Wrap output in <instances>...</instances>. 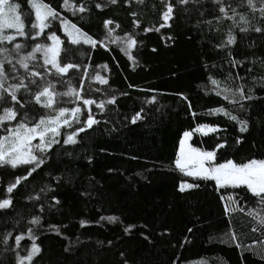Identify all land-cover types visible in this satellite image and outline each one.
Wrapping results in <instances>:
<instances>
[{
    "label": "trees",
    "instance_id": "1",
    "mask_svg": "<svg viewBox=\"0 0 264 264\" xmlns=\"http://www.w3.org/2000/svg\"><path fill=\"white\" fill-rule=\"evenodd\" d=\"M16 1L26 12L30 11L26 0ZM44 2L107 46L68 45V54L62 51L61 57L64 62L79 64L81 70H70L63 79L79 88L83 69L87 67L82 95L97 103L115 96L116 103L106 105L103 112L92 105V115L100 123L81 133L76 145H55L46 165L22 181L11 194L6 193V187L14 182L15 176L24 174V168H0V199L9 196L12 199L10 208L0 210V264H15L11 248H15L16 235L24 234L16 251L26 255L25 249L32 243L27 235L30 227L41 247L35 264H121L123 258L128 264H200L201 261L262 264L259 256L236 248L230 240L221 242L228 240L224 233L229 230L231 220L239 243L251 246L256 252L264 250V244L260 243L264 235L251 231L254 223L251 217L240 211L230 216L224 213L229 196L240 201L245 211L249 208L261 211L256 198L243 188L217 190L214 181L194 180L174 165L183 132L198 124L218 125L215 133L192 136V145L203 150H213L217 143L226 142L223 149L217 150V162L264 159V35L251 30L253 26L264 27L258 11L260 0H255V12L246 6L237 7L239 0H225L251 21L245 33L233 27L232 21L218 22L216 17L220 14L212 0L177 5L175 18L169 22L171 27L147 33L144 28L163 23L161 0H144L142 4L132 0L130 5L124 0H118L115 5L109 0H69L89 9L75 15L60 7L63 0ZM96 3L104 5L103 9H96ZM132 12L138 15L133 17ZM106 19L115 22L110 28L120 26L112 36L130 33L136 37L137 44L131 50L134 60L120 51L125 45L110 42L103 27ZM134 19L139 20V27L133 24ZM58 28L59 20L53 21L51 30ZM230 28L236 37L235 44L216 47L226 43ZM57 35L66 41L63 31H57ZM162 35L172 36L174 43L169 41L165 47ZM18 42L24 41L18 38ZM37 42L50 41L41 37ZM28 44L25 51L30 50L32 42ZM152 48L157 51L153 52ZM233 59L237 62L235 67L231 64ZM97 74L108 83L97 82L94 79ZM209 77L220 82L219 88L210 83ZM241 85L246 94L252 89L255 97L245 102L247 114L224 100L223 92L216 95V91L225 87L235 89ZM66 88L67 84L57 90ZM153 96L155 103H147ZM80 103L66 102L61 106L75 107ZM218 107L248 118L249 131L240 133L238 126L222 114H208L209 109ZM141 109L143 119L136 124L125 119ZM61 131L67 133L72 129ZM53 177L62 179L57 184ZM181 182L197 183L199 187L181 193L178 191ZM41 188L46 191L41 192ZM35 196L40 199H30ZM53 196L60 200L59 205L54 204ZM33 216L41 217L39 226L29 224ZM102 216H116L120 222L109 223L101 220ZM82 220L86 222L83 227ZM129 224L135 227L126 235L124 227ZM49 225L58 226L61 235H56ZM189 228L192 232L187 231ZM9 232L12 235L6 246L3 239Z\"/></svg>",
    "mask_w": 264,
    "mask_h": 264
},
{
    "label": "snow or ice",
    "instance_id": "2",
    "mask_svg": "<svg viewBox=\"0 0 264 264\" xmlns=\"http://www.w3.org/2000/svg\"><path fill=\"white\" fill-rule=\"evenodd\" d=\"M125 4L130 5L132 0H124ZM144 0H136V3L142 4ZM199 0H161L163 10L161 12V23L158 27L144 28V32L149 31L159 32L161 28L171 27L169 23L175 18V9L177 5L187 6L190 3H198ZM213 4L218 7L219 16L216 17L219 22L221 19L232 21L233 27H239L241 33L249 31L251 21L246 15L237 11V7L246 6L253 12L257 11L255 0H239L237 7H233L231 3H225V0H212ZM109 3L115 5L118 0H109ZM30 11H25L20 2L16 0H0V168L10 167L16 170L20 167L24 168L23 175L15 176L14 182L6 187V193L11 194L22 181H27L38 169L46 165L50 158L51 152L55 145H76L79 143L77 139L81 133H86L92 129L94 125H98L100 121L92 115V105L103 112L106 105L115 104L116 97L112 96L106 101L97 103L95 100L85 98L82 93L83 76L87 75V67L83 69L79 88L73 87L71 81L63 79L70 70L80 71L81 66L71 61L64 62L61 57L62 51L65 55L68 54V45L76 46L81 44L90 45L96 48L97 45L101 48L107 46L103 41L94 39L87 32L83 31L75 23H72L67 18L61 17L60 13L44 0H26ZM60 7L65 10L72 11L73 15L77 12L84 13L89 11L84 4L70 3L69 0H63ZM104 5L96 3V9H103ZM258 11L261 14V19L264 20V0H260ZM34 14V19L32 18ZM131 15L136 17L138 14L132 12ZM59 20V28L57 31H63L66 41H62L57 31H52L53 21ZM115 22L111 19L103 21V27L106 30L107 37L111 43L125 45L120 47V51L128 57L129 60H134L131 55V50L136 46L137 39L130 33H125L123 37L112 36L115 28H119V24L115 28H110ZM210 23V22H209ZM133 24L136 27L140 26L139 20L134 19ZM244 25V26H241ZM46 30H48L46 32ZM256 33L264 35V27L253 26L252 29ZM46 37L51 43L37 42L39 38ZM18 38L23 39L18 42ZM164 40L165 47L169 46L167 42L174 43L172 36H161ZM31 41V48L28 42ZM236 37L230 28L227 32L226 43L217 45L216 47L231 46L235 44ZM10 45V47H9ZM62 45L65 47L62 49ZM156 52V48L151 49ZM231 55V53H229ZM42 60V63L38 62ZM233 67L237 65L235 59L231 61ZM105 68L107 65L104 66ZM238 78V77H237ZM94 79L100 84H107L108 80L97 74ZM210 83L219 88L220 82L212 77H209ZM67 84L64 91H58V87H63ZM133 87V85H129ZM97 91H99L97 89ZM224 93L223 99L227 100L230 105L238 106L239 112L248 113V107L245 102H250L255 97L251 94L252 89H248L245 93L244 86H237L235 89L225 87L221 91H216L217 96ZM127 95V93H123ZM182 99L187 100L183 94H178ZM69 98L65 101L64 98ZM156 97L153 96L147 103H155ZM81 103L75 107L61 106L62 103L71 102ZM191 105H189V108ZM83 110H86L83 111ZM143 109L136 112L131 118L125 117L131 124H136L137 121L143 119ZM209 115L222 114L228 120L234 122L238 126L240 133L249 131L250 121L248 118H241L237 114H233L225 107H218L208 110ZM195 115V114H194ZM86 116V118H82ZM75 126V127H74ZM70 128L72 131L63 133L61 129ZM219 130L218 125L198 124L191 131H184L179 140V148L176 152L174 160L175 169H178L184 176L192 177L194 180L214 181L217 190L221 188H243L252 197L256 198V203L261 206V211L249 208L247 211L240 206V201L232 196L224 204V213L230 216L236 211L243 212L251 217L254 221L251 231L264 235V159H247L244 162H236L233 159H226L224 162H217V150L223 149L224 143H217L213 150H203L198 147H193L188 143L193 133L208 135ZM33 141H38L33 143ZM240 143V139L236 140ZM103 151V149H102ZM136 159V157H132ZM91 163V157H88ZM111 171V169H109ZM60 183L61 177H53ZM197 183L181 182L178 186V191L183 193L186 189L198 188ZM46 191L41 188V192ZM84 195V193H82ZM30 199L39 200V196L30 197ZM52 201L55 205L60 204V200L53 196ZM221 200L224 197L221 196ZM236 205V207H233ZM12 206V199H0V210L8 209ZM40 211L44 208L41 206ZM101 220H107L109 223H117L119 217L108 216L100 217ZM41 223L40 216H33L29 224L39 226ZM81 227L85 226L86 222H80ZM135 225H127L124 227L126 235L131 234ZM49 228L56 235H61L60 229L56 225H49ZM192 232V229H187ZM12 233L9 232L4 236L3 243L7 246L8 239ZM28 239L32 241L30 248H26V255H20L16 249L21 246V241L24 240V234L16 235L15 248L11 251L15 253V264H35V258L41 253V247L36 243L37 237L33 234V229L30 227L27 230ZM228 240L222 239V243L229 240L236 248H244L246 252L259 256L262 264H264V250L260 252L254 251L251 246L242 245L239 243V237L235 230L231 227L229 221V230L224 233ZM144 239H148L144 236ZM210 239H212L210 237ZM256 241L254 240L253 243ZM111 241H109V244ZM264 244V240L260 241ZM65 251H68L66 248ZM124 257V253H121ZM121 264H128L126 258H123ZM200 264H207L206 261H201Z\"/></svg>",
    "mask_w": 264,
    "mask_h": 264
},
{
    "label": "rangeland",
    "instance_id": "3",
    "mask_svg": "<svg viewBox=\"0 0 264 264\" xmlns=\"http://www.w3.org/2000/svg\"><path fill=\"white\" fill-rule=\"evenodd\" d=\"M17 2V1H16ZM49 43H51V42H49ZM193 136V135H192ZM192 136H191V138L189 139V141H188V143L189 144H191L192 145ZM193 147H195L194 145H192ZM188 183V182H187Z\"/></svg>",
    "mask_w": 264,
    "mask_h": 264
}]
</instances>
